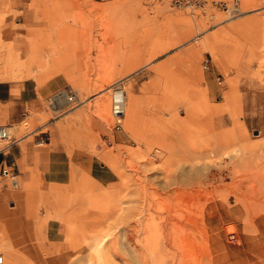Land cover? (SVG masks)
Masks as SVG:
<instances>
[{"label": "rangeland", "instance_id": "1", "mask_svg": "<svg viewBox=\"0 0 264 264\" xmlns=\"http://www.w3.org/2000/svg\"><path fill=\"white\" fill-rule=\"evenodd\" d=\"M206 3L0 0L2 264H264V0Z\"/></svg>", "mask_w": 264, "mask_h": 264}, {"label": "built area", "instance_id": "2", "mask_svg": "<svg viewBox=\"0 0 264 264\" xmlns=\"http://www.w3.org/2000/svg\"><path fill=\"white\" fill-rule=\"evenodd\" d=\"M239 0H232L229 5H227L224 1H214L211 0L210 4L221 8V10L225 13H230L234 15L233 13H237L236 9L238 6ZM207 0H146V5L148 7H151L153 4H164L170 9L174 10H184L187 9L190 15H193L196 10H200V13H203V7L205 6ZM235 10V11H233ZM202 67L207 68L206 60L202 62ZM68 101L72 98L71 96L67 97ZM6 137L3 132L0 133V139ZM9 139V137L6 138V141ZM13 141H7L4 146L0 147V155H3V153L7 152V149L10 147L11 143ZM14 166V160L12 158H1L0 159V174H11L12 167ZM10 185L11 187L16 186V181L14 179V175H10ZM0 264H2V256L0 254Z\"/></svg>", "mask_w": 264, "mask_h": 264}, {"label": "crops", "instance_id": "3", "mask_svg": "<svg viewBox=\"0 0 264 264\" xmlns=\"http://www.w3.org/2000/svg\"><path fill=\"white\" fill-rule=\"evenodd\" d=\"M31 54L28 55V58L30 57ZM20 84L22 88L20 87ZM14 90H16L17 93H15ZM30 96H31V91L28 87V82L23 81L19 83L13 80H0V106L9 103L8 106L11 112L10 114L11 117H16L18 112H20L21 108L23 107V103H27L28 100H30ZM244 101L245 100H243V103ZM240 107H242L241 103H240ZM249 119H251V117ZM5 157L12 159L15 158L14 145H10V147L7 149V152L3 153V155H0V159Z\"/></svg>", "mask_w": 264, "mask_h": 264}, {"label": "bare ground", "instance_id": "4", "mask_svg": "<svg viewBox=\"0 0 264 264\" xmlns=\"http://www.w3.org/2000/svg\"><path fill=\"white\" fill-rule=\"evenodd\" d=\"M207 2H210L209 0H207ZM209 4V3H208ZM206 6H207V3L205 4ZM227 5H229V7H230V4H227ZM161 6V5H160ZM211 6V5H210ZM212 7V6H211ZM214 7V6H213ZM204 8H205V10L207 11V9H206V7L204 6ZM203 8V9H204ZM208 8H210V7H208ZM210 9H212V8H210ZM210 9L208 10V11H210ZM174 10V9H173ZM204 10V11H205ZM214 10H216V9H214ZM175 11V10H174ZM177 11V10H176ZM205 11V12H206ZM233 11H235V10H233ZM222 12V11H221ZM236 12L238 13V12H240V10H239V8H238V6H237V9H236ZM237 13H236V15H237ZM201 14V13H200ZM234 15H235V13H233ZM202 15V14H201ZM227 15V17L229 16V17H231V16H234V15H232V14H230V13H225V16ZM205 16V15H204ZM112 94H113V105H112V112H113V115H116V114H118V113H120L119 111H123V105H121L122 104V102H123V100H124V96L122 95V91H120V90H113V92H112ZM66 97H68V96H66ZM72 97V96H71ZM67 100H68V98H67ZM70 102L71 101H73V98H71L70 100H69ZM131 105V104H130ZM120 107V108H119ZM131 107V106H130ZM131 109V108H130ZM235 123V122H234ZM238 127V126H237ZM238 130H240V129H238ZM243 130V129H242ZM1 132H3L4 133V135L6 136V137H4V138H1L0 139V141H3V142H5L6 141V138L7 137H9L8 136V134H9V130L8 129H6V128H3V127H0V133ZM244 132V131H243ZM241 137V136H240ZM243 137V136H242ZM245 139V138H244ZM237 140V139H236ZM227 143H231V140L230 139H228L227 140ZM191 150V149H190ZM227 150V149H226ZM192 153V152H191ZM226 153H228V152H226ZM237 154V153H236ZM165 155V154H164ZM228 155V154H227ZM235 158V157H234ZM232 159V158H231ZM186 163H192V161H185ZM191 171V169L189 168L188 170H186V169H184L182 172L184 173V172H187V173H184V174H186V175H189V173L188 172H190ZM216 172V171H215ZM222 173V172H221ZM210 175V174H209ZM217 175V174H216ZM8 179H10V178H8ZM215 179V178H214ZM16 181V188H18L19 187V184H18V182H17V180H15ZM217 181V180H216ZM203 183V182H202ZM205 185V184H204ZM14 187V188H15ZM201 188V187H200ZM207 188V187H206ZM198 192H199V194H200V189H198L197 190ZM201 191H203V189L201 190ZM204 192V191H203ZM202 192V193H203ZM204 194H206L205 192H204ZM203 194V195H204ZM250 194V193H249ZM260 194V193H259ZM246 196H248V195H246ZM2 256V255H1ZM3 257V256H2Z\"/></svg>", "mask_w": 264, "mask_h": 264}]
</instances>
